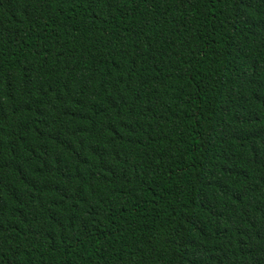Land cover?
<instances>
[{
    "label": "trees",
    "instance_id": "trees-1",
    "mask_svg": "<svg viewBox=\"0 0 264 264\" xmlns=\"http://www.w3.org/2000/svg\"><path fill=\"white\" fill-rule=\"evenodd\" d=\"M0 264H264V0H0Z\"/></svg>",
    "mask_w": 264,
    "mask_h": 264
}]
</instances>
